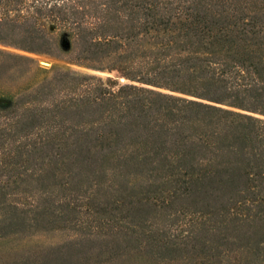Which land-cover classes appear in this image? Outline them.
<instances>
[{
    "label": "trees",
    "instance_id": "trees-1",
    "mask_svg": "<svg viewBox=\"0 0 264 264\" xmlns=\"http://www.w3.org/2000/svg\"><path fill=\"white\" fill-rule=\"evenodd\" d=\"M0 237L16 264H264V0H0ZM136 178L135 182L131 179Z\"/></svg>",
    "mask_w": 264,
    "mask_h": 264
},
{
    "label": "rangeland",
    "instance_id": "rangeland-1",
    "mask_svg": "<svg viewBox=\"0 0 264 264\" xmlns=\"http://www.w3.org/2000/svg\"><path fill=\"white\" fill-rule=\"evenodd\" d=\"M0 52L22 55L33 61V69L25 80L37 81L49 74L55 68L69 69L81 73H94L103 77L110 76L118 79L120 82H127L117 71L110 73L92 70L85 66L77 65L68 60L58 58L49 54L34 52L8 41H0ZM20 81L14 80L4 73L0 61V102L3 100V94L16 90ZM137 179L132 178L135 182ZM72 232L66 231H38L27 235H10L0 237V264H16L21 259L30 255L38 256L42 251L48 248H63L64 244L72 237ZM132 264H143L142 260H133Z\"/></svg>",
    "mask_w": 264,
    "mask_h": 264
}]
</instances>
